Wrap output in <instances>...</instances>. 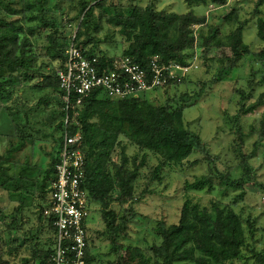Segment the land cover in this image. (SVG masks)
Wrapping results in <instances>:
<instances>
[{
	"label": "trees",
	"instance_id": "obj_1",
	"mask_svg": "<svg viewBox=\"0 0 264 264\" xmlns=\"http://www.w3.org/2000/svg\"><path fill=\"white\" fill-rule=\"evenodd\" d=\"M53 1L55 0H0V98L11 99L13 88L9 91V86L17 81L30 82L39 75L41 80L32 89H48L51 94L40 99L36 109H43L49 101L54 103L55 108L50 110L46 122L56 121L53 131L58 134L53 139L56 151L46 168L25 163L17 173H10L12 168H16V163L11 158L25 144L23 138L17 147H11L0 155V189L9 193L12 200L16 195L13 201L18 202L5 231L9 242L3 241L0 245V264H56L54 219L45 216L44 208L49 202L50 186L55 179V166L65 135L81 133V150L85 161L81 187L87 191L92 205L98 204L101 207L114 251H118L116 244L126 231L128 220L122 216L117 223V214L109 210L110 206L113 203L120 206L130 203L128 212L132 209L138 172L145 166L147 156L152 155L158 160L150 175L155 181L161 180L159 174L164 166H183L190 162L195 153L207 157L209 155L208 147L199 135L185 126L184 109L181 105L175 108L173 100L155 104L145 97L148 93L176 88L184 84L186 79L130 99H110L102 90H94L79 109L67 112L61 99L63 93L56 70L64 62L70 45L79 48L86 57H97L102 65L111 68L117 58L99 51L100 44L110 42L111 37H98L103 26L108 25L117 31L124 43L121 56L132 59L145 69H149L153 58H158L164 65L179 63L194 67L189 62L193 58L191 51L202 48L220 51V63L224 64L221 71L229 72L237 68L245 56L252 54L250 47L243 41L242 26L221 36L219 28L209 25L206 16L193 11L175 14L158 11L152 5L121 7L107 5L104 0H56L55 4L49 5ZM64 1L76 8V14L69 19V24L75 21L78 22V27L71 43L59 46L56 38L58 22L50 13L62 12L61 3ZM184 1L190 6H211L217 9L227 8L229 4V0ZM263 2L264 0H258L257 5L260 6ZM236 14L232 20L225 22L234 23L237 20ZM30 24L35 25L33 30H38L37 25L44 29H54V33H50L46 39L52 52V62L57 66L52 67L48 74L42 72L41 66L37 71L34 70L37 60L34 39L27 35L25 29ZM256 26L257 36L264 42V20L258 18ZM88 45H91L90 49L86 48ZM252 55L264 70V49ZM262 80L264 81V77ZM262 97L263 95L256 103L242 106V113H253L261 105ZM189 101L191 100L187 103ZM32 112L33 109L30 108L26 114L30 115ZM67 113L69 123H65ZM261 125L260 134L264 136V119ZM16 129L19 131L18 127ZM20 133V137H23V131ZM51 136L53 138V134ZM122 138L144 153L140 164L133 169L127 167L128 160L124 150L121 151L120 163L112 160L115 148ZM27 140L32 145L36 142L31 137ZM241 172L238 178H233L231 173L222 176L224 187L241 188L252 180L250 168L244 163ZM212 186L213 179L209 175L196 178L192 183L186 182L184 188L186 191H199L206 187L210 190ZM37 200L44 201L45 205H36V228L24 231L20 227L25 217L24 211L31 208ZM4 217L0 211V219ZM46 230L52 236L48 238L46 246L44 244L41 247L38 240ZM21 231L24 233L23 238H16L15 234ZM247 231H251V226L246 228L241 217L230 206L215 202L209 209L198 204L191 205L186 200L177 223H158L156 235L160 239L159 244L153 245L147 252L138 247H127L125 264H233L243 258V251L247 247ZM86 243L84 261L85 264H93L89 228ZM19 256L21 258L17 262ZM256 261V264H264V255L256 254Z\"/></svg>",
	"mask_w": 264,
	"mask_h": 264
},
{
	"label": "rangeland",
	"instance_id": "obj_2",
	"mask_svg": "<svg viewBox=\"0 0 264 264\" xmlns=\"http://www.w3.org/2000/svg\"><path fill=\"white\" fill-rule=\"evenodd\" d=\"M104 1L107 5L121 7L152 5L158 11L175 14L193 11L195 14L206 16L208 24L218 27L221 36H226L238 26H242L243 41L250 47L252 54L264 49V42L257 36L256 26L258 18L264 20V2L259 6L258 0H229L228 7L222 9L190 6L184 0ZM55 3L56 0L49 5ZM61 5L63 11L50 13V16L55 17L58 22V45L66 46L75 35L78 22L69 24V19L76 14V8L66 1ZM235 14L237 20L234 23L225 22L232 20ZM33 27L35 25L30 24L25 29L27 35L34 39V50L37 54L34 70L37 71L41 66L42 72L48 74L52 67L57 66L52 62V52L46 39V36L54 33V29H44L37 25L38 30H33ZM106 36L111 37L110 42L100 44L99 51L105 52L109 57H122L124 43L117 31L104 25L98 37L104 39ZM86 48L90 49L91 45ZM191 54L193 58L189 62L194 67L189 71L184 84L167 91L148 93L145 97L155 104H165L173 100L175 108L181 105L184 109L185 126L199 135L208 147L209 155L207 157L195 153L190 162L183 166H164L159 174L161 180L155 181L150 175L158 160L152 155L147 156L145 166L138 172L132 209L128 212L130 203L123 206L113 203L109 209L117 214V223L122 216L128 220L127 229L116 244L118 251H114V245L109 239L110 230L103 219L101 207L94 204L88 227L93 264H125L127 247L150 251L153 245L160 242L156 235L158 223H177L186 200H189L191 205L198 204L209 209L215 202L228 205L241 217L246 228L251 226V233L247 231V247L243 251V258L233 264H256V254L264 255V136L260 134L261 121L264 119V70L252 54L245 56L237 68L229 72L221 71L224 67V64L220 63L222 53L216 49L207 51L198 48L191 51ZM36 76V79L30 82L17 81L9 86V91L13 88L11 99L0 98V155L11 147H17L21 138L25 139V144L11 158V161L16 163V168H12L10 173H17L25 163L46 168L56 151L53 139L58 134L54 133L53 129L57 122H46V117L55 105L49 101L43 109H36L39 100L51 94L48 89H32L41 80L39 75ZM262 95L261 105L253 113H242V106L247 107L258 102ZM189 99L191 101L187 103ZM30 108L33 112L27 115ZM20 131H23V137H20ZM28 137L36 142L32 145L27 140ZM123 150L128 160L127 167L133 169L140 164L144 153L123 138L112 155L114 162H121ZM242 163L250 168L252 180L241 188L224 187L222 176L231 173L233 178H238L242 174ZM209 175L213 179L210 190L208 187L199 191L185 190L186 182L192 183L196 178ZM15 199L16 195L13 200ZM13 200L9 193L0 189V211L5 216L0 219V245L3 241L9 242L8 234L5 233L6 227L18 207V202ZM38 204L41 207L45 205L44 201L37 200L34 207L24 211L25 217L20 226L24 231H33L36 228ZM23 236L22 231L15 234L18 239ZM51 236L52 233L48 230L40 236L38 241L41 247H44V244L46 246ZM20 258L21 256L17 258V262Z\"/></svg>",
	"mask_w": 264,
	"mask_h": 264
},
{
	"label": "built area",
	"instance_id": "obj_3",
	"mask_svg": "<svg viewBox=\"0 0 264 264\" xmlns=\"http://www.w3.org/2000/svg\"><path fill=\"white\" fill-rule=\"evenodd\" d=\"M191 70V65H164L158 58H153L149 69H145L127 57L117 58L109 68L97 57H86L79 48L70 45L64 62L56 70V77L68 112L79 109L94 90H102L110 99L138 98L168 84L181 83ZM69 122L67 113L65 123ZM84 165L81 133L65 135L55 166V179L50 186L49 202L44 208L45 216L54 219L56 264H85L87 229L93 205L87 191L81 187Z\"/></svg>",
	"mask_w": 264,
	"mask_h": 264
}]
</instances>
